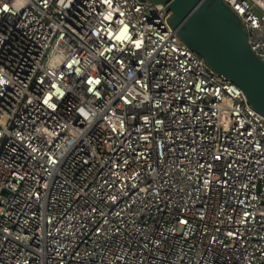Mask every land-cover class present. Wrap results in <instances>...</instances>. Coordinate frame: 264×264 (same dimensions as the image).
Wrapping results in <instances>:
<instances>
[{"label":"built area","instance_id":"1","mask_svg":"<svg viewBox=\"0 0 264 264\" xmlns=\"http://www.w3.org/2000/svg\"><path fill=\"white\" fill-rule=\"evenodd\" d=\"M0 264H264V117L165 6L0 0Z\"/></svg>","mask_w":264,"mask_h":264},{"label":"water","instance_id":"2","mask_svg":"<svg viewBox=\"0 0 264 264\" xmlns=\"http://www.w3.org/2000/svg\"><path fill=\"white\" fill-rule=\"evenodd\" d=\"M165 6L179 39L223 79L236 84L264 117V61L250 49L248 31L222 0H145Z\"/></svg>","mask_w":264,"mask_h":264}]
</instances>
